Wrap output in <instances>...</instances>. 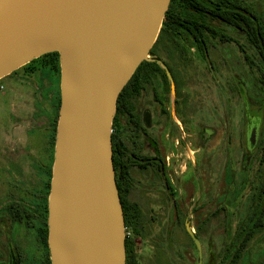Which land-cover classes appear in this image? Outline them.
Segmentation results:
<instances>
[{"label": "water", "instance_id": "obj_1", "mask_svg": "<svg viewBox=\"0 0 264 264\" xmlns=\"http://www.w3.org/2000/svg\"><path fill=\"white\" fill-rule=\"evenodd\" d=\"M170 0H0V78L57 52L59 108L47 195L50 264H125L112 165L119 93L149 60ZM167 74L171 99L174 86ZM185 229L198 250L189 224Z\"/></svg>", "mask_w": 264, "mask_h": 264}, {"label": "flooded vegetation", "instance_id": "obj_2", "mask_svg": "<svg viewBox=\"0 0 264 264\" xmlns=\"http://www.w3.org/2000/svg\"><path fill=\"white\" fill-rule=\"evenodd\" d=\"M199 1L205 7L203 17L204 24L207 25L201 33V42L196 43L190 30L184 29L183 34L189 43L170 44L172 49H169V52L168 50L163 51L168 55V60L159 58L158 45L154 46L151 51L149 50L150 59L144 60L148 62V65L142 66L138 74L130 77L123 87L122 95L116 102L111 135L119 147L115 153L118 156L117 161L127 172L120 187L126 200L132 205L131 225L135 227L134 234H138V227L143 224V206H145V202L130 200L128 197L134 186L132 174L134 169L146 171L156 179L157 188L154 191L158 193L161 200L154 202L157 208L155 207L153 212L158 215L164 214V210H166V225H171L175 220L181 221L180 217L183 214L181 223L185 228L187 222L191 228L192 222L188 213L204 207L207 202L194 204L193 201H183L178 186L180 177L189 167L197 168L200 154L206 153L205 151H210L213 154V159L217 164L223 157L227 160L231 159V163H234V142L232 146L230 144L231 133L234 129V114L230 117L229 114L219 112L214 104L213 85L210 84L211 80L206 76L202 66L206 65L212 69L216 63L219 65L221 60L218 50H223L224 54L234 52L235 45L247 68L246 73L243 72L242 75L248 81L253 92V97L245 99L244 113L246 117L243 127L239 131L238 139L243 153L245 155L252 153L255 156L252 178H254L253 181H257L256 191L247 197L250 200V205L247 206L246 216L242 219L236 218L234 243H228L224 247L225 249L229 244H234V256H236L237 248L241 246L242 242L245 243L234 260V264H236L242 252L249 247V241L254 236H246L249 231L248 227L260 226L258 231L264 227L263 219L249 218L250 214H254V210L264 209L262 202L264 200V0H260V9L247 0ZM220 1L225 5L222 6L220 3L221 9H230L231 23H227L219 17L212 19L209 16L208 9L212 8V4ZM234 3L240 6V10H237L236 13L247 17L246 22L253 26L255 36L252 35L251 29L234 26ZM249 31L251 33L248 37L247 32ZM220 45L227 48L223 49ZM211 48L217 52L216 57L212 56ZM162 65L166 67L172 78L173 100L171 99L169 80ZM239 80L237 79L238 84ZM229 81L231 80L227 79L228 86L231 85L230 90L234 101V97L237 99L240 94L234 89V81ZM190 82L192 85L203 82L204 93H200L198 89L189 90ZM124 131L129 137L126 140L121 135ZM190 146L194 149L191 150ZM178 152L179 156L184 155L188 162L185 163L182 158L181 160L176 159L175 155ZM203 161L205 166V163L207 165L212 160L204 157ZM203 171L205 172V170ZM207 180L212 186L211 189H214L212 196L215 207L201 221L220 213L226 226L223 212L225 206L221 202H214V199L224 196V190H228L229 183L223 184L220 177L219 181L214 184L209 173ZM40 192L41 189H37L35 199L22 203L6 200L2 205L0 219H4L9 224V229L2 230L0 228V264H28L25 254L18 249L14 240L12 226L15 223H23L32 233L35 245L40 251L37 264H50L47 234L45 237L43 236L44 224L47 228V217L44 216L43 203L40 202L42 201ZM148 193L145 192L146 195ZM237 197L238 195L233 197L232 203L238 204L237 201L243 200L236 201ZM128 240L131 241L129 238ZM136 240L137 238H135ZM170 246L172 245L170 244ZM196 251L197 264H207L203 262L201 247L200 259L197 247ZM129 254L132 256L134 264H139V259H137L139 252L135 254L131 248ZM263 259L264 253L258 264H264ZM173 260L174 258L171 256L168 264H173Z\"/></svg>", "mask_w": 264, "mask_h": 264}, {"label": "rangeland", "instance_id": "obj_3", "mask_svg": "<svg viewBox=\"0 0 264 264\" xmlns=\"http://www.w3.org/2000/svg\"><path fill=\"white\" fill-rule=\"evenodd\" d=\"M247 1L260 9V0ZM180 38L181 43H189L183 33ZM170 44L172 43L165 35H158L154 46L158 45L160 59H169L163 51L168 50L169 52V49H172ZM220 47L227 48L221 45ZM218 51L220 52V64L216 63L212 69L206 65L202 68L206 76L210 78V84L213 85L214 104L219 112L229 114L230 117L234 114V129L230 137L231 146L234 142V163H231V159L227 160L223 157L217 164L213 159V154L205 151L206 153L200 154L197 168L189 167L180 177L178 185L183 201H193L194 204L207 202L204 207L188 213L192 222L191 230L198 239L203 262L207 264H216L224 254V247L228 243H234L236 218L242 219L246 216L247 206L250 205L247 197L256 191L257 186V181H253L254 178H252L255 156L252 153L245 155L238 139L246 117L245 99L253 97L252 88L242 75L243 72L246 73L247 68L235 45L234 52L224 54L223 50ZM211 53L213 57L217 56L213 48H211ZM46 72L44 70L27 75L25 70L19 68L0 78V209L6 200L22 203L35 199L37 189H42L45 181V175L41 169L42 164H47L50 160L51 131L48 119L52 116L51 102L54 98L56 84L55 77L46 75L48 73ZM227 79L231 80L229 82L234 81V89L240 94L237 99L234 97V101L230 90L231 85L228 86ZM237 79L240 81L239 84ZM189 86L191 91L198 89L202 94L205 91L203 82L193 85L190 82ZM121 135L125 140L129 138L125 131ZM190 148L194 149L192 146ZM179 152L175 158L178 160L182 158L185 163L188 162L184 155L179 156ZM204 157L212 160L207 165L205 163V166ZM208 173L214 184L221 177L222 183L225 185L229 183L228 186L231 187L224 190V196L214 199V202H221L225 206L223 212L226 226L220 213L201 221L215 207L212 196L214 189H211L212 186L207 180ZM132 174L134 186L128 197L130 200L145 202L144 218L142 226L138 227L137 235L134 234V230L128 228L125 236L131 239L132 250L135 254L139 252V256L137 255L139 264H168L171 256L174 258L173 264H197L196 246L181 223L183 214L180 217L181 221L175 220L171 225H166V210L164 214L158 215L153 212L155 207L157 208L154 202L161 200L158 193L154 191L157 188L155 177L153 178L146 171L137 169L132 170ZM146 191L149 192L147 195ZM235 195H238L236 201L243 199L237 201L238 204L232 203ZM262 219L264 220V213ZM0 228L8 230L9 224L4 219H0ZM12 230L16 246L26 256V263L37 264L40 251L35 245L32 233L23 223L13 224ZM135 238H137L136 241ZM248 246L236 264H258L260 262L264 253V227L254 234Z\"/></svg>", "mask_w": 264, "mask_h": 264}, {"label": "trees", "instance_id": "obj_4", "mask_svg": "<svg viewBox=\"0 0 264 264\" xmlns=\"http://www.w3.org/2000/svg\"><path fill=\"white\" fill-rule=\"evenodd\" d=\"M226 1V0H222ZM222 1L219 3L212 4V8L208 9L209 16L212 19H217L218 17L221 18L223 21L227 23H231L230 18V9L225 10L220 8V3L222 4ZM222 6H225L222 4ZM237 10H240V6H238L236 3H234V26L235 27H242V28H248L251 29L252 35L255 36V31L253 29V26L251 24H248L247 17L243 15H238L236 13ZM204 12L205 7L200 3L199 0H170L168 9L165 12L159 34H163L167 37L168 41L175 44H181V38L180 35L183 33L184 29H189L192 37L194 38V41L196 43L201 42V33L203 32V29L207 25L204 24ZM208 29V28H207ZM247 32V36L249 37L251 32ZM157 35V37H158ZM157 39V38H156ZM156 42V40H155ZM155 42L153 46L150 48V51L154 48ZM150 64V63H149ZM148 65V62L142 61L137 68L135 69L134 73L132 75H136L139 73L140 68L142 66ZM23 70H25L27 75H33L34 73L38 71H44L47 73L46 75H52L55 77V93L54 98L52 99V116L49 120L51 131V137H50V160L47 164H42L43 168L40 169L44 173L45 181L43 182V186L41 189L40 198L43 203L44 208V216L47 217V195L49 191V180L51 176V164L53 160V145H54V136H55V125H56V119H57V113L59 108V64H58V54L57 52H51L43 54L30 62L26 63L22 67ZM19 69V68H18ZM17 70V69H16ZM15 72V70L13 71ZM124 88L121 90V92L118 95L117 101L122 95ZM111 146H112V165L114 169V177H115V184L117 188V192L120 198V204L123 212V218H124V226L126 230L128 228H131L135 231V227L131 225V213H132V205L126 200L125 195L121 191V183L123 182L125 176H127L126 170L121 166V164L118 163L117 159L118 156L115 155L117 153V150H119V147L116 145L115 141L113 140V136L111 135ZM264 203V200H262ZM264 210V209H263ZM263 210H254V214H250L251 219H262ZM260 226L252 225L249 228V231L246 233V236H252L256 233H258V228ZM125 230V232H126ZM47 234V228L44 224V231L43 236L45 237ZM43 237V239H44ZM245 243L242 242L241 246L237 248L236 250V256H234V244H229L227 248L224 249V254L221 256V259L217 261L216 264H234L235 258H237L239 252L241 251V248L243 247ZM125 262L126 264H134V260L132 256L129 254L130 249L132 248L131 241L128 240L127 236H125ZM264 260V259H263ZM264 263V262H263Z\"/></svg>", "mask_w": 264, "mask_h": 264}]
</instances>
